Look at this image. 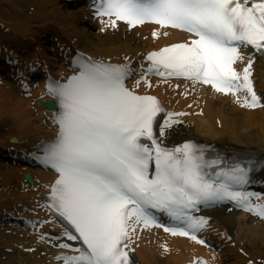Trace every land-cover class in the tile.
I'll list each match as a JSON object with an SVG mask.
<instances>
[{
  "label": "snow or ice",
  "instance_id": "1",
  "mask_svg": "<svg viewBox=\"0 0 264 264\" xmlns=\"http://www.w3.org/2000/svg\"><path fill=\"white\" fill-rule=\"evenodd\" d=\"M91 6L106 27L123 21L135 29L151 22L160 29L154 37L168 36L172 28L194 38L147 52L146 66L77 50L72 75L48 77L58 131L29 155L57 172L50 205L68 222L61 236L80 242L58 244L72 254L61 252L56 259L138 264L130 246L137 226H160L196 240L207 224L206 217L193 215L201 205L232 201L264 217V198L247 190L254 171L264 168V154L209 152L195 139L169 146L168 130L185 113L168 111L156 96L135 90L141 82L151 87V75L184 77L233 93L237 101L243 90V106H264L253 85L255 54L241 70L234 66L242 48L264 57V0H91ZM137 73L142 75L129 87L126 81Z\"/></svg>",
  "mask_w": 264,
  "mask_h": 264
},
{
  "label": "bare ground",
  "instance_id": "2",
  "mask_svg": "<svg viewBox=\"0 0 264 264\" xmlns=\"http://www.w3.org/2000/svg\"><path fill=\"white\" fill-rule=\"evenodd\" d=\"M90 26L92 24L85 22L78 10L68 7L67 0H0V38H10L16 47H20L18 50L28 52L29 55L32 51L37 53L40 58L50 59V56L46 55L45 42L47 39L54 37L65 48L75 45L92 55L103 57H111V55L126 56L150 46L148 43H133V37L123 39L117 34L113 38L97 36ZM18 43L22 45L18 46ZM137 59L134 58V61ZM261 89L264 91V88ZM202 90L204 95H210L218 100L212 105L210 102L207 103V106L211 105L208 114L221 120L224 126H227L228 123V125H235L238 128V131L232 135L234 141L241 146H255L264 151V123L256 126L255 130H249V127H247L252 119L255 120L256 112L229 111L223 103L225 99H218V96H213L207 90ZM41 93L39 87L32 86V98L35 101L39 100L38 95ZM37 110L43 111L40 104H37ZM30 113L28 105H25L22 99L0 94V153H2L4 147L14 148L21 145L23 142L20 139L24 132L42 129ZM261 118L264 119V112L261 114ZM200 123L204 125V122ZM210 134L213 135V133ZM13 137L16 138H14L15 141L10 140ZM2 167L5 168L3 171ZM18 176L19 170L0 164V182L6 187L5 192L2 189L0 190V205L6 203L14 195L24 200L23 196L14 189L13 183L18 185ZM222 216L230 219L228 216ZM217 219L218 214L214 216V226H222L223 223L233 222L232 220L223 221L224 218L216 222ZM261 225L262 222L251 224L247 228L249 231H256L259 230ZM236 240L237 244L240 243L239 236ZM182 245L181 240H174L171 252L164 258L151 257L154 254L152 248L142 246L140 250L143 254H140V257L147 264H179L182 255L177 252V248ZM243 248L247 249L249 259L257 261L256 259L259 257L262 258L264 264L263 238L254 237L251 242H246ZM227 249L231 252L230 256L232 257L233 253L235 258L228 264H242L243 257L238 258L236 247L229 246Z\"/></svg>",
  "mask_w": 264,
  "mask_h": 264
}]
</instances>
